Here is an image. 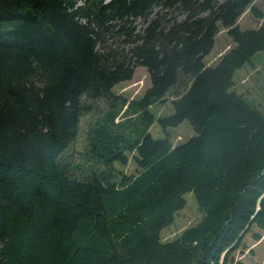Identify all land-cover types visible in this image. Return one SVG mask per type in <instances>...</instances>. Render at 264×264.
I'll list each match as a JSON object with an SVG mask.
<instances>
[{
	"label": "trees",
	"instance_id": "trees-1",
	"mask_svg": "<svg viewBox=\"0 0 264 264\" xmlns=\"http://www.w3.org/2000/svg\"><path fill=\"white\" fill-rule=\"evenodd\" d=\"M81 1L0 0V264H244L236 252L264 232V110L234 86L264 23L238 21L264 14L255 0ZM221 29L233 45L209 65ZM140 66L150 87L119 100ZM172 90L173 113L156 117ZM85 95L111 109L88 131L98 168L78 172L64 156ZM185 120L195 134L176 145L148 132ZM130 155L127 175L115 163ZM187 193L202 219L163 241Z\"/></svg>",
	"mask_w": 264,
	"mask_h": 264
},
{
	"label": "rangeland",
	"instance_id": "rangeland-1",
	"mask_svg": "<svg viewBox=\"0 0 264 264\" xmlns=\"http://www.w3.org/2000/svg\"><path fill=\"white\" fill-rule=\"evenodd\" d=\"M84 0L81 1L83 3ZM256 20V19H254ZM257 21V20H256ZM264 23V18L257 21L255 26L259 27ZM139 28H143V22H137ZM254 24H251L249 18L244 19L242 22V29H252ZM217 42L211 53L206 56L205 60L209 65H216L220 57L228 51L233 41L227 34L225 29H221L217 36ZM150 75L145 67H137L134 76L131 80L122 82L114 87V93L120 98L119 100L126 99L130 101L134 98H140L145 91L150 87ZM234 89L245 96L253 104L257 105L261 110H264V52H259L254 55L253 63H247L237 71L235 76ZM175 96L172 90L166 101L159 102L153 105L150 110L156 117L167 116L173 113L171 100ZM83 104L88 108L84 111L80 133L74 144L66 151L64 159L71 162L72 165L78 166V172H85L92 168H98L95 160L88 156V131L90 127H94L98 123H102L107 116V112L111 109L110 104L103 99H93L88 95L83 96ZM125 117V114L119 115L116 122L124 124V131L135 130L138 126L136 117L131 120ZM148 132L154 138H165L170 135L171 141L174 145L186 141L189 137L195 134V131L188 120H185L177 127H169L164 129L157 122H155ZM115 168L124 174L131 175L137 171V166L130 155L129 163L122 165L115 163ZM186 205L180 210L176 216L174 223L162 232V240L170 241L178 237L185 229L197 224L203 216L199 210L196 200L191 193H187ZM247 247L238 250L235 254V260H240L244 264H264V232L259 241H254L251 235L246 236ZM232 264V263H231Z\"/></svg>",
	"mask_w": 264,
	"mask_h": 264
},
{
	"label": "crops",
	"instance_id": "crops-1",
	"mask_svg": "<svg viewBox=\"0 0 264 264\" xmlns=\"http://www.w3.org/2000/svg\"><path fill=\"white\" fill-rule=\"evenodd\" d=\"M253 5L257 8L256 9V12H260L261 11L264 14V0H255L254 3H253ZM247 18L250 19L251 24H254L253 27H251V28H256V26H255L256 22L259 21V20H261V19H258V18L255 17L254 12H251L250 9H247V11H245V13L239 18V21L238 22H239V24H240L241 27H242L243 20L244 19L247 20ZM254 19H256L257 21L254 20ZM217 36H218V34H217ZM217 36H216V42H217V38H218Z\"/></svg>",
	"mask_w": 264,
	"mask_h": 264
}]
</instances>
